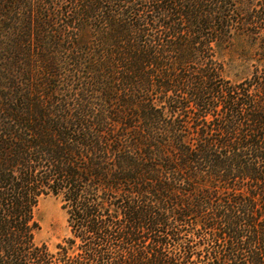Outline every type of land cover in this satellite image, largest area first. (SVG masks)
Instances as JSON below:
<instances>
[{
	"label": "trees",
	"instance_id": "1",
	"mask_svg": "<svg viewBox=\"0 0 264 264\" xmlns=\"http://www.w3.org/2000/svg\"><path fill=\"white\" fill-rule=\"evenodd\" d=\"M0 264H264V0H0Z\"/></svg>",
	"mask_w": 264,
	"mask_h": 264
},
{
	"label": "rangeland",
	"instance_id": "2",
	"mask_svg": "<svg viewBox=\"0 0 264 264\" xmlns=\"http://www.w3.org/2000/svg\"><path fill=\"white\" fill-rule=\"evenodd\" d=\"M34 213L40 224L35 241L55 251L56 245L69 235L66 213L59 199L54 196L41 198Z\"/></svg>",
	"mask_w": 264,
	"mask_h": 264
}]
</instances>
